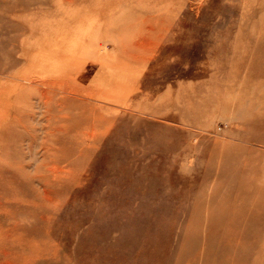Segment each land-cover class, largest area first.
Instances as JSON below:
<instances>
[{
    "label": "rangeland",
    "instance_id": "rangeland-1",
    "mask_svg": "<svg viewBox=\"0 0 264 264\" xmlns=\"http://www.w3.org/2000/svg\"><path fill=\"white\" fill-rule=\"evenodd\" d=\"M12 46L0 264H264V0H0ZM44 69L106 97L63 119L16 80Z\"/></svg>",
    "mask_w": 264,
    "mask_h": 264
},
{
    "label": "bare ground",
    "instance_id": "bare-ground-1",
    "mask_svg": "<svg viewBox=\"0 0 264 264\" xmlns=\"http://www.w3.org/2000/svg\"><path fill=\"white\" fill-rule=\"evenodd\" d=\"M138 36H143V32H140V33L136 34L133 38L129 39L128 41L118 42V43H114L113 44V47L115 48L116 52L119 55H121L123 58H125V64H127V65H131V64H134V63L142 62V61L146 60L148 55H149V53H148V55L146 56L144 51L138 50L139 48H144V46L142 45V43L144 44V42H142V43L140 42L142 37L137 38V39H139V40H137L136 37H138ZM46 42H48V41H46ZM105 44L106 43H104V46H103L104 50H106L105 49ZM14 48H15V46H12V48L8 50L9 56L7 57L8 58L7 61H5V62H7V64L5 63L3 65L5 71L0 72V76H2L3 74L8 73L10 71L9 69H11L12 67H14L15 65H17L19 63V60L17 59V57H15L13 55L14 50H15ZM54 53H57V51H55V52L53 51L52 54H54ZM120 63H122V62H120ZM43 71L45 72L44 75H49L50 72H51L50 69H44ZM10 77H14V76H10ZM71 78L64 73V74H61V75L60 74H56L55 76L50 74L49 77L44 76L42 78H37V77H27V78H21V79L17 78L16 80L18 81V85H20V83H19L20 80H23V81L28 80L29 81L28 83H30V85H32V86L41 85L42 87L40 88V90H37L38 91L37 95L40 98V100L43 101V103L46 105V107H48V109H49V107H51V109H53L54 107L56 109H58V111L60 112V114H62V117L64 119V107L65 108L68 107L69 106L68 103L72 104V105L73 104L76 105V102L79 103V101L80 102L83 101L81 99H83L84 97H85V99L89 98V95H87V94H86V96H81L82 94H85L84 93L85 91L90 94V98H92V99H99V98L101 99L103 97H106L105 93H103V92H102L103 93L102 94V93H100V92H98V91H96L94 89L93 90L90 89L89 91H88V89H84L82 86H80L78 84V80L79 79H77V78L71 79ZM72 81H74V83H72ZM137 82H138V79H137ZM86 102L87 103L84 104V106H87L86 110H89L91 112V116L93 117V121L94 122L99 120L100 122L105 123V124H108V123L111 124L112 123L110 119L104 117L102 114L99 113V111L97 110V107H95L92 104H89L90 102H88V101H86ZM251 103H252V101H251ZM127 112L129 113V111H127ZM262 112H263V110H262ZM171 124L175 125L174 123H171ZM53 130L54 129H52V131ZM60 130L64 131V125L62 126V128H60ZM229 143H231V142H229ZM55 169L59 170L60 168L59 167H55ZM63 170H65V169H63ZM256 174L257 175H259V174L260 175L261 174L264 175V166H262L261 170L259 169V172H257ZM230 257H232V256H230Z\"/></svg>",
    "mask_w": 264,
    "mask_h": 264
}]
</instances>
